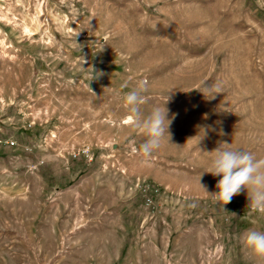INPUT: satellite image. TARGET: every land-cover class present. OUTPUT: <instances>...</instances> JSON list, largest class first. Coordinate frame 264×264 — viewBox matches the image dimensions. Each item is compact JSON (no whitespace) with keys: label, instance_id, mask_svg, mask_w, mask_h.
<instances>
[{"label":"rangeland","instance_id":"374dc122","mask_svg":"<svg viewBox=\"0 0 264 264\" xmlns=\"http://www.w3.org/2000/svg\"><path fill=\"white\" fill-rule=\"evenodd\" d=\"M218 147L264 157V0H0V264H264Z\"/></svg>","mask_w":264,"mask_h":264},{"label":"clouds","instance_id":"9594fccd","mask_svg":"<svg viewBox=\"0 0 264 264\" xmlns=\"http://www.w3.org/2000/svg\"><path fill=\"white\" fill-rule=\"evenodd\" d=\"M145 90V82L140 81L137 89L128 92L124 99L130 109L127 122L134 127H142L148 136V139L140 145L139 151L145 157H149L161 146L163 137L167 136L169 142L168 128L171 119L164 106L154 107L147 116H143L139 112L138 105L144 102L140 93ZM207 131L206 127L199 130L195 136L198 143L207 135ZM222 144L226 145L227 143ZM214 152L215 157L211 163V170L207 173L220 177L216 183V191L214 193L207 191L206 186L199 182L201 175L197 181L200 189L217 202L222 203L223 206L230 203L232 198L240 194L241 191L246 190L248 206L256 212L264 214V157H257L249 151L221 150L219 147ZM242 239L253 254L264 258V231L249 229Z\"/></svg>","mask_w":264,"mask_h":264},{"label":"bare ground","instance_id":"6f19581e","mask_svg":"<svg viewBox=\"0 0 264 264\" xmlns=\"http://www.w3.org/2000/svg\"><path fill=\"white\" fill-rule=\"evenodd\" d=\"M6 14V13H5ZM5 16H7V14L5 15ZM8 17V16H7ZM7 19V18H6ZM23 28V27H22ZM24 30V32H26V30H25V28L23 29ZM22 32V31H21ZM27 34V33H26Z\"/></svg>","mask_w":264,"mask_h":264}]
</instances>
